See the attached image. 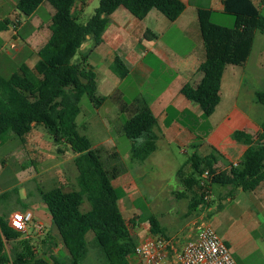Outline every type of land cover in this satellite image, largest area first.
Instances as JSON below:
<instances>
[{
	"label": "crops",
	"instance_id": "crops-1",
	"mask_svg": "<svg viewBox=\"0 0 264 264\" xmlns=\"http://www.w3.org/2000/svg\"><path fill=\"white\" fill-rule=\"evenodd\" d=\"M181 1L186 9L174 22L157 10L151 11L144 20H139L120 7L110 17L102 44L93 49V43L89 40L76 57L78 61L80 56L92 50L87 61L97 74L98 95L106 98L94 114H84L82 108L77 125L80 133L87 136L93 148L99 151L105 167L106 160L111 164L110 170L106 169L114 176L112 183L125 192V197L119 201L122 213L124 206L137 207L142 196L137 180L147 178L142 170L147 161L139 163L132 160L134 142L124 134L125 121L138 110L148 106L157 119L159 139L157 150L152 155L159 151L169 155L173 147L187 153V149L197 145L202 156L209 155L210 150L216 148L228 162L236 163L261 132L264 107L256 103L255 96L264 90V35H255L251 54L243 66L226 67L220 104L210 118H205L202 108L181 92L187 84L198 86L203 78L199 67L206 61V51L200 14L210 13L211 23L217 26L232 28L235 22L227 19L229 15L224 12L225 0ZM18 2L0 0V25L6 20L9 22L0 29V77L18 73L23 64L33 70L39 61L38 52L51 37L50 26L56 13L54 7L44 2L33 15L26 17L18 11ZM252 2L264 15V0ZM99 3L100 0H76L73 17L86 24ZM147 31L157 38L146 40ZM12 44L16 48L9 50ZM117 57L129 71L124 79L111 70ZM247 107L257 108L256 118L245 112ZM13 138L11 136L6 140L12 141ZM124 138L130 141L127 145H131V149L126 154L134 162L133 168L122 167L126 157L122 156L119 147ZM59 148L63 152L59 153ZM69 152L64 145H56L43 126H37L25 143L20 141L16 154L19 165L15 173L16 182L6 189L0 186V195L31 182L34 185L30 191H24L25 200H17L21 202L19 209L9 213L6 209H0V220L9 223L14 213L31 211L35 221L44 224L45 232L39 237L20 235L9 245L26 241L35 243L36 251L48 239L51 241L55 236L60 238L40 190L48 192L62 188L71 192L77 189L76 155H73L74 166L71 167ZM37 155L39 158L35 160ZM8 166L0 167V179ZM191 172L189 170V174ZM148 206L143 207L149 209ZM221 212H225L229 218L221 238L237 258V263L249 264L250 261V264H264V182L253 192H244L241 188L235 194L229 192ZM90 235L93 236L90 233L88 237ZM55 254L60 258L58 251ZM130 262L142 264L134 255Z\"/></svg>",
	"mask_w": 264,
	"mask_h": 264
},
{
	"label": "trees",
	"instance_id": "trees-1",
	"mask_svg": "<svg viewBox=\"0 0 264 264\" xmlns=\"http://www.w3.org/2000/svg\"><path fill=\"white\" fill-rule=\"evenodd\" d=\"M44 2L52 5L56 13L50 26L51 37L38 52L39 61L35 68L32 70L23 64L18 73L0 77V142L14 136L25 143L37 126H43L56 145H64L76 155V190H40L42 201L68 255L66 260L52 255L50 261L24 251L13 252L11 256L7 246L20 234L9 223L0 220V264L11 260L14 264H67V261L68 264H83L91 243L100 251L106 264H131L137 242L119 207L125 192L113 185L114 176L106 169L99 151L93 148L87 136L80 133L77 125L84 96L89 98L95 109L106 101L105 97L98 95L97 74L87 61L92 50L80 56L77 62L73 60L87 41H92L93 49L102 44L110 17L120 7L139 20L157 10L174 22L183 14L186 5L181 0H100L86 24L73 17L76 0H19L17 9L30 17ZM224 12L234 18L232 28L211 23L210 13L201 12L206 51V61L199 67L203 78L198 86L187 84L181 91L189 101L202 108L205 118H210L220 104L226 67L243 66L251 54L255 35H264V15L252 0H225ZM8 23L7 20L2 22L0 29ZM156 38L150 31L145 34L146 40ZM111 70L121 79L129 74L119 57L111 65ZM255 98L256 103L264 107V90L257 92ZM157 128V119L148 106L125 121V136L134 142L141 141L131 150L133 161L144 163L156 152ZM192 148L195 151L186 163L192 172L186 175L184 167L177 172L183 191L176 196L183 199L187 194L192 195L191 213L208 205L204 194L197 193L203 189L201 182L205 172H208L205 181L208 189L218 186L253 192L264 182V121L257 139L236 163L228 162L216 148H212L207 156L199 154L197 145ZM58 152L63 151L59 148ZM220 163L226 167L225 170L217 168ZM86 202L90 209L84 212L82 207ZM222 208L220 205L219 212ZM142 214L141 219L150 224L151 233L165 237L159 219L147 208ZM131 224L137 226L133 220ZM90 233L94 235L91 242L88 241Z\"/></svg>",
	"mask_w": 264,
	"mask_h": 264
},
{
	"label": "rangeland",
	"instance_id": "rangeland-1",
	"mask_svg": "<svg viewBox=\"0 0 264 264\" xmlns=\"http://www.w3.org/2000/svg\"><path fill=\"white\" fill-rule=\"evenodd\" d=\"M227 19H231L233 22H235L234 18L231 16L227 17ZM8 49L10 50V47H8ZM73 62H77L76 58L73 60ZM11 74L9 73L7 76L9 77ZM81 108L84 109V114L87 115L94 114L96 112V109L93 107L87 96L82 98ZM244 110L249 116L256 118V107H247ZM261 116H264V114ZM128 141L129 140L127 138H124V140L121 141L119 151L121 152L122 156L126 157L124 159L125 163H123L124 165H122V167L133 168L134 162H132L126 154L131 149V145H127ZM140 143L141 141L137 140L134 142V146H139ZM19 144L20 140L14 137L12 141L5 140L0 145V167L9 165L5 168L6 170L4 175L0 179V186L2 189H6L8 186L13 185L16 182L15 173L17 168H19L16 160V154L17 146ZM193 153L194 150L191 148L187 149V153H185L179 148L173 147L172 150H170L169 155H165L162 151H159L152 155L150 160H147V162L142 166V170L145 171L144 173H146L147 178L137 180L142 192V196L139 199L140 202L138 203L137 207L131 205L130 207L124 206L122 208L123 214L130 225L137 244L153 235L151 233L150 224L148 222L142 221L141 219L143 215L142 211L144 209L143 206L146 204L149 205V209L147 208L149 213L155 215L159 219L161 227H163L165 231L164 234L166 238L175 239L178 241H186L189 237L194 222L198 221L199 219H205L216 231V233L220 237H223L227 225L226 222L229 218L225 212H219L218 209L220 205L223 206L224 202H226L229 192L232 191L235 194L236 191H233L232 188L212 186L209 188V200L207 201L208 205L200 206L192 213L189 211V204L191 202L192 195L187 194V197L183 199L176 197L179 192L183 191V186L177 178V171L184 167L185 174L189 175V170L191 172V168L190 165H185V163ZM68 155V158H70L69 165L73 167L74 153L70 151ZM58 156L61 157L59 154ZM36 158L37 159L35 160H38L39 155H37ZM31 160L34 162L32 155ZM106 162V167L108 170H110L111 164L108 162V160H106ZM36 167L39 168V165H36ZM217 168L220 171L226 169L222 163H220ZM33 185V182H31L26 186L18 187L5 195H0V209H6L8 213L19 209L21 202H18L17 200L19 198L21 200H25L26 197L24 191H30L33 188ZM197 193L198 195L202 194V190H197ZM89 208L90 205L86 202L82 209L84 211L88 210ZM223 215H225L226 218ZM132 220L137 223V226H133L131 224ZM91 234L93 235V233ZM93 236L90 235L88 237V241L91 242ZM39 246L40 248L35 251V243L20 241L13 246L8 245L7 248L11 256H13V252L15 253L24 251L25 253L35 255L45 260H50L52 255L59 258L55 254L56 251H58L59 255H61L60 259L66 260L68 253L58 236L53 237L51 241L48 239L46 243H41ZM248 263L250 264V261H248ZM83 264L106 263L100 251L91 243L88 257Z\"/></svg>",
	"mask_w": 264,
	"mask_h": 264
},
{
	"label": "built area",
	"instance_id": "built-area-1",
	"mask_svg": "<svg viewBox=\"0 0 264 264\" xmlns=\"http://www.w3.org/2000/svg\"><path fill=\"white\" fill-rule=\"evenodd\" d=\"M11 45L10 50H14ZM208 172L204 173L201 186L205 201L209 200L206 185ZM9 226L27 237H39L45 232L42 222L35 221L31 211L16 212L9 219ZM136 256L142 264H238L231 249L205 220L194 222L186 241L152 235L139 242L135 248ZM7 264H14L11 260Z\"/></svg>",
	"mask_w": 264,
	"mask_h": 264
}]
</instances>
